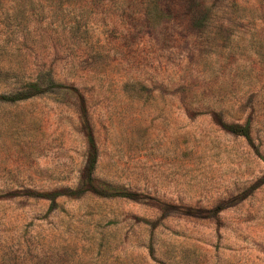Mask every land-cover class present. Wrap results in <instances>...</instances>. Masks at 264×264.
Here are the masks:
<instances>
[{
  "label": "rangeland",
  "instance_id": "obj_1",
  "mask_svg": "<svg viewBox=\"0 0 264 264\" xmlns=\"http://www.w3.org/2000/svg\"><path fill=\"white\" fill-rule=\"evenodd\" d=\"M0 264H264V0H0Z\"/></svg>",
  "mask_w": 264,
  "mask_h": 264
},
{
  "label": "trees",
  "instance_id": "obj_2",
  "mask_svg": "<svg viewBox=\"0 0 264 264\" xmlns=\"http://www.w3.org/2000/svg\"><path fill=\"white\" fill-rule=\"evenodd\" d=\"M173 2H180V0H171ZM211 10V8L207 4H201L199 6L191 7V10L189 11L190 14L198 15L199 13H208ZM52 81V80H51ZM34 87H36V92L38 93L39 89L36 84H33ZM23 99L25 96L17 97L15 99ZM80 114H81V120H82V129L84 136L86 138L87 143V154H86V164L83 170L82 178H83V186L78 187L74 189L71 193L72 194H65L61 190H53V191H46V192H30L36 197L48 199L52 203H55L56 199L59 196L62 195H70V196H80L86 192L97 194L100 196H127L126 192L123 190L111 187L109 185H103L100 186L98 182L93 178L92 173L95 168L96 162H97V144L96 140L91 128V124L88 118L87 111L85 109V106L80 107ZM217 123L226 131L241 135L254 147V144L252 142L251 137V124L250 121H246L245 123H225L222 122V120L219 118L216 120ZM102 187V188H101Z\"/></svg>",
  "mask_w": 264,
  "mask_h": 264
}]
</instances>
